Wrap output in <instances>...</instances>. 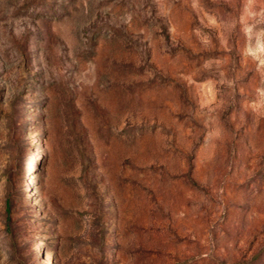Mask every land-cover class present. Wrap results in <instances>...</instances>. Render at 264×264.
<instances>
[{
    "label": "rangeland",
    "instance_id": "obj_1",
    "mask_svg": "<svg viewBox=\"0 0 264 264\" xmlns=\"http://www.w3.org/2000/svg\"><path fill=\"white\" fill-rule=\"evenodd\" d=\"M0 264H264V0H0Z\"/></svg>",
    "mask_w": 264,
    "mask_h": 264
}]
</instances>
